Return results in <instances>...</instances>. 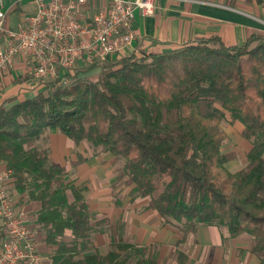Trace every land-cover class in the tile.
I'll return each instance as SVG.
<instances>
[{
	"label": "trees",
	"instance_id": "16d2710c",
	"mask_svg": "<svg viewBox=\"0 0 264 264\" xmlns=\"http://www.w3.org/2000/svg\"><path fill=\"white\" fill-rule=\"evenodd\" d=\"M93 67H100L95 79L78 77ZM68 74L69 84L0 105V160L15 191L36 210L52 247L49 264H161L156 244L137 245L120 233L104 253L94 246L84 253L106 219H95L81 190L63 182V167L49 162L39 140L55 129L86 142L94 155L121 160L114 186H128L131 201L145 198L144 209L180 233L168 254L173 264H190L179 245L199 224L226 230L223 240L246 236L249 252L264 264L263 35L252 32L231 45L218 35L198 36ZM226 114L249 144L235 171L226 166L235 150H221Z\"/></svg>",
	"mask_w": 264,
	"mask_h": 264
},
{
	"label": "crops",
	"instance_id": "0c3cea01",
	"mask_svg": "<svg viewBox=\"0 0 264 264\" xmlns=\"http://www.w3.org/2000/svg\"><path fill=\"white\" fill-rule=\"evenodd\" d=\"M241 3L242 0H154L152 14L144 16L135 11L134 38L125 55L169 50L198 36L218 35L224 44L231 45L242 43L252 32L263 35L258 27L261 23L258 16L260 12L264 15V7L260 10L259 7L253 6L255 2L252 5ZM89 4L90 9H93L104 5L105 0H89ZM21 6L7 15V22H15L28 11L25 4ZM83 66L85 64L78 63L74 68ZM94 68L96 67L79 73L78 76H84L95 70ZM95 73L97 77L98 71ZM42 86L31 81L25 65L16 61L12 68L0 73V105L4 101H10L7 104H11L29 98L36 91H41ZM237 126L241 130L239 123ZM239 139L245 163V151L249 144L241 136ZM39 144L46 148L49 162L63 167V181L72 183L81 190L82 198L95 219H106L102 227H98L91 234L93 246L98 251L101 246L109 244L110 239L117 233L137 245L156 244L158 255H168L176 247V241L180 238L176 228L161 225V218L156 211L144 209L145 198H135L131 201L128 195L129 187L114 186L120 164L112 154L94 155L86 142L75 143L58 129L48 131L45 137L39 140ZM0 165L5 166V163L0 160ZM67 196L71 200L68 190ZM116 224H120L118 232ZM222 231L223 229L215 225L199 224L196 234L189 236L187 241L179 246L187 252L189 261L195 264H224L225 260L222 259L225 252L228 253V264L234 263L235 255L240 253L241 258L238 256L234 264L258 263L257 258L248 250L247 240L245 244L242 243V238L223 240ZM65 234L71 235L70 231H65ZM38 245L43 253H51L52 247L41 234Z\"/></svg>",
	"mask_w": 264,
	"mask_h": 264
},
{
	"label": "built area",
	"instance_id": "2783aa9c",
	"mask_svg": "<svg viewBox=\"0 0 264 264\" xmlns=\"http://www.w3.org/2000/svg\"><path fill=\"white\" fill-rule=\"evenodd\" d=\"M25 4L13 23L7 15ZM23 7V6H21ZM154 0H0V73L22 62L34 83L125 55L134 38L135 11L152 14ZM11 171L0 165V264H49L39 233L10 190Z\"/></svg>",
	"mask_w": 264,
	"mask_h": 264
},
{
	"label": "rangeland",
	"instance_id": "374dc122",
	"mask_svg": "<svg viewBox=\"0 0 264 264\" xmlns=\"http://www.w3.org/2000/svg\"><path fill=\"white\" fill-rule=\"evenodd\" d=\"M242 2L243 3H241V4H243V5H247V4H251L252 5V3L255 2V4H253V6L259 7L260 10H261L262 7H264L263 6L264 5V0H261V1H258V0H255V1L254 0H242ZM252 12H254V11H252ZM258 18H260L259 20L261 21V23H260V25H258V27L261 30V33H264V15L260 12V15L258 16ZM118 65L119 64L116 63L114 65V68L118 67ZM94 69L95 70H92L91 72H89L88 74H85L84 76L81 75L80 78L95 79L96 78V75H95L96 73L95 72L99 71L98 69H100V67H96ZM54 80H56V81L54 82ZM72 81L73 80L69 76V74H64V75H62L60 77H57V78L53 79L52 81L46 80L44 82H40V84L43 85L41 91H45L46 92L48 90H51L55 85L57 86V85L69 84ZM36 92H38V91H36ZM237 125H238L237 122L236 123L235 122L232 123L230 121V118H229V115L228 114H226L225 119H223L219 123V127L222 130H224L225 133L227 134L226 139L221 144V150L223 152H226V151H229V150L232 149V150H235V153L238 154V155L236 154V157L235 158H233V159L229 160L228 162H226L227 168L230 169L231 171L234 170V169H236V168H239L242 164H244L243 163L244 162V155H242V151L243 150H242V148L240 146V143H239L240 142V139H239V136L240 135L238 136V134L240 132V128ZM117 163H119L121 165V160H119ZM63 182H65V181H63ZM121 187L124 188V187H128V186L123 185ZM10 190H11V193H12L13 198L15 199L16 205H18L19 207L23 208L24 212L29 217L30 222H32L33 226L35 227V229L39 233L38 235L41 234L44 237L43 228H41L38 225L37 220H36V210L27 206L29 203L27 204V202L25 201L26 197L24 196L23 198H21L19 196V193H17L15 191V189L13 188V185H12L11 182H10ZM119 228H120V224H116V230H117L116 232H118ZM66 231H69V230H66ZM222 232L225 234L226 233V230L223 229ZM67 237H70V235L68 236V234H67ZM239 238L244 239V241H242L243 244H245V240L248 241V239L246 238V236H240ZM110 240H112V238ZM89 241H90L91 244L90 245H86V248L84 249V251H85L84 253H90V252H92L93 243H92V237L91 236L89 237ZM107 247H108V244L105 245V246L104 245L101 246L99 252L100 253H104L106 251ZM50 251H51V254H52V250H50ZM47 254L49 255L50 252H47ZM205 254H207V252ZM238 256H240V258H241L242 254L240 253V254L235 255L234 263L236 262V259H237ZM158 259H159V261H160L161 264H173V262L169 259V257H168L167 254H160V255H158ZM227 259H229L228 253L225 252L224 258L222 259V261L225 260L224 264H228V262H230ZM189 263L190 264H195L192 261H189ZM234 263H232V264H234Z\"/></svg>",
	"mask_w": 264,
	"mask_h": 264
}]
</instances>
